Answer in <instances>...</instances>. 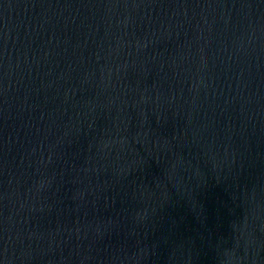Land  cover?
<instances>
[{
	"label": "water",
	"instance_id": "1",
	"mask_svg": "<svg viewBox=\"0 0 264 264\" xmlns=\"http://www.w3.org/2000/svg\"><path fill=\"white\" fill-rule=\"evenodd\" d=\"M0 264H264V0H0Z\"/></svg>",
	"mask_w": 264,
	"mask_h": 264
}]
</instances>
